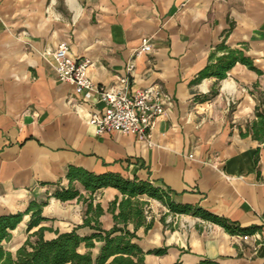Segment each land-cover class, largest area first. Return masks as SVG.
Segmentation results:
<instances>
[{
    "label": "crops",
    "instance_id": "crops-1",
    "mask_svg": "<svg viewBox=\"0 0 264 264\" xmlns=\"http://www.w3.org/2000/svg\"><path fill=\"white\" fill-rule=\"evenodd\" d=\"M143 38L152 49L134 58L133 86L158 85L169 98L165 111L149 140L115 130L97 134L88 116L100 115L104 103L60 82L48 52L68 44L72 57L90 61L92 82L108 88ZM229 50L254 69L237 61L223 78L201 76ZM258 113L264 114V0H0V215L25 212L36 201L44 203L45 218L28 232L25 214L5 249L15 252L42 226L45 239L71 231L92 216L88 202L103 210L102 229L113 227L108 208L123 193L108 185L91 196L70 179L72 167L149 181L175 203L246 229L234 233L193 213L173 214L163 201L139 195L146 222L135 229V242L144 264H264V120ZM69 186L83 197L53 196ZM11 240L14 250L6 247ZM101 246L95 241L79 251L95 257ZM156 248L166 252L149 253Z\"/></svg>",
    "mask_w": 264,
    "mask_h": 264
},
{
    "label": "trees",
    "instance_id": "trees-1",
    "mask_svg": "<svg viewBox=\"0 0 264 264\" xmlns=\"http://www.w3.org/2000/svg\"><path fill=\"white\" fill-rule=\"evenodd\" d=\"M237 61L254 69V66L245 57L238 54L237 50H229L217 57L214 63L208 64L201 76L216 75L223 78L225 72ZM258 116L261 117L262 121L264 120V114L258 113ZM68 175L72 180H79L91 192V196L97 189L108 185L117 187L123 193V198L120 201L114 200L108 208L113 214V227L109 230L102 229L98 217L103 210L98 205L93 209L92 202H88L86 211L87 213L92 211L93 214L84 218L83 223L78 227L66 232L56 231L55 237L45 239L43 232L48 228L42 226L29 234L15 252L6 250L3 242L10 240L11 231L17 227L25 214L30 213L28 232L45 219L41 214L44 203L31 201L25 212L0 215V264H144L145 253L135 242L138 238L135 229L146 222L145 202L138 199V196L142 194L163 201L168 206L170 213H193L234 233L246 231L239 226H231L226 219L200 208H191L189 205L175 203L171 200L167 190L154 186L149 181L129 180L114 173L97 175L72 167L69 169ZM53 196L62 201L83 197L74 186L59 190ZM91 196L90 198H92ZM87 199L83 198L84 201ZM92 221L93 224H91ZM129 222L134 223V230L128 228ZM149 225L150 223L146 226L149 227ZM85 226L93 230L91 235L81 236L78 234L77 229ZM95 241L102 242L97 256L93 257L91 251H79L82 244L87 248L94 247ZM165 252L166 248H156L149 251V253L157 255H162ZM174 264H180V262ZM198 264L218 263L210 259H203Z\"/></svg>",
    "mask_w": 264,
    "mask_h": 264
},
{
    "label": "built area",
    "instance_id": "built-area-1",
    "mask_svg": "<svg viewBox=\"0 0 264 264\" xmlns=\"http://www.w3.org/2000/svg\"><path fill=\"white\" fill-rule=\"evenodd\" d=\"M151 49L150 40L143 38L140 47L134 52L135 56L127 62L124 73L118 75L108 88L92 82L88 74L90 61L72 57L68 44L62 42L48 53L53 57L60 82L72 85L74 92L85 100L97 97L104 103L100 115L90 113L88 116V122L94 126L97 134L115 130L149 140L155 121L164 113L169 99L158 85L133 86L134 58ZM249 237L248 234L243 236L244 239Z\"/></svg>",
    "mask_w": 264,
    "mask_h": 264
},
{
    "label": "rangeland",
    "instance_id": "rangeland-1",
    "mask_svg": "<svg viewBox=\"0 0 264 264\" xmlns=\"http://www.w3.org/2000/svg\"><path fill=\"white\" fill-rule=\"evenodd\" d=\"M16 243H17L16 241L11 240V242H8V243L6 244V247H7V248H10L11 250H14V249H15V245H17Z\"/></svg>",
    "mask_w": 264,
    "mask_h": 264
}]
</instances>
